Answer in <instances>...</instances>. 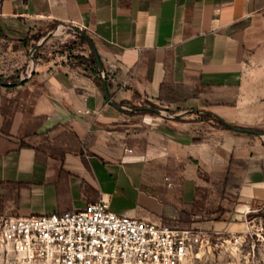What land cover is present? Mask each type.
<instances>
[{
	"label": "crops",
	"instance_id": "crops-1",
	"mask_svg": "<svg viewBox=\"0 0 264 264\" xmlns=\"http://www.w3.org/2000/svg\"><path fill=\"white\" fill-rule=\"evenodd\" d=\"M54 23L90 37L115 102L164 114L110 105L90 67L59 57L36 58L21 81L33 36ZM12 76L0 84V215L104 199L159 224L241 232L264 206V138L216 125L264 132V0H0V78Z\"/></svg>",
	"mask_w": 264,
	"mask_h": 264
},
{
	"label": "built area",
	"instance_id": "built-area-1",
	"mask_svg": "<svg viewBox=\"0 0 264 264\" xmlns=\"http://www.w3.org/2000/svg\"><path fill=\"white\" fill-rule=\"evenodd\" d=\"M241 238L227 229L182 228L119 214L100 199L68 212L0 215V263L207 264L214 245L238 243Z\"/></svg>",
	"mask_w": 264,
	"mask_h": 264
},
{
	"label": "rangeland",
	"instance_id": "rangeland-1",
	"mask_svg": "<svg viewBox=\"0 0 264 264\" xmlns=\"http://www.w3.org/2000/svg\"><path fill=\"white\" fill-rule=\"evenodd\" d=\"M78 35L81 34H79L77 30L74 31L68 28H60L55 35H52L47 42L35 51L33 60L36 62V58L38 57L43 59L59 57L61 60H66L73 65L79 64L82 65L83 68H86V66L90 67L89 62L84 58L90 56L91 45L82 42ZM29 53L30 52L27 49L23 56L24 61H21L20 63L25 71L30 69L29 62L32 64ZM83 64L85 65L83 66ZM6 78L7 77H3L1 79L5 80ZM16 79L18 78L16 77ZM216 125L220 126L218 123H216ZM28 198L29 197H25V207H41L38 198ZM117 203L125 205L123 204V201L121 203L118 201ZM218 207L221 206L215 205V209ZM219 210L220 209L215 210V218L224 219L218 214ZM35 213L53 212L45 210V212ZM248 219L247 222V219L244 217L241 222L245 223L243 231L249 230L250 232H234L235 234L242 236L238 243L233 242L231 244L223 245L219 243L218 246L214 245L213 251L209 254L207 264H264V206L251 211L248 214ZM210 224L211 223L204 224V222L198 220L195 225H204L205 227ZM215 241L217 242V240Z\"/></svg>",
	"mask_w": 264,
	"mask_h": 264
},
{
	"label": "water",
	"instance_id": "water-1",
	"mask_svg": "<svg viewBox=\"0 0 264 264\" xmlns=\"http://www.w3.org/2000/svg\"><path fill=\"white\" fill-rule=\"evenodd\" d=\"M60 28H68V29H72L74 31H76L75 28H73L72 26H69V25H57V27H55L54 29H52L51 31H49L48 34H46L44 37H42L30 50V59L32 61V64L30 69L26 71L25 74L22 75V80L21 81H24V79L30 77L35 69V61L33 60L34 58V53L35 51L41 47L45 42H47L51 37L52 35H55ZM77 32L81 35H83L84 37H86L91 44H93L92 40L90 39V37L82 30H77ZM93 50L95 52V55H96V60H97V64H98V69H99V72L102 76V80H103V86H104V91H105V95H106V99L108 101V103L120 110H124V111H137V110H153V111H156L158 113H161V114H164V110L160 109V108H151V107H138V108H133V107H127V106H124V105H121V104H118L117 102H115L110 94V91H109V87H108V83H107V78L105 76V70H104V66L101 62V58L100 56L98 55L97 53V50L93 47ZM0 84L2 85H6V86H12V85H15V83H12L10 81H2L0 80ZM184 113H179V114H172L173 116L177 117V116H180V115H183ZM224 125H226L227 127H229L231 130L233 131H236V132H240V133H249V134H254V135H257V136H260L262 138H264V132L261 131V130H258V129H253V128H243V127H239V126H235V125H232L226 121H221Z\"/></svg>",
	"mask_w": 264,
	"mask_h": 264
},
{
	"label": "trees",
	"instance_id": "trees-1",
	"mask_svg": "<svg viewBox=\"0 0 264 264\" xmlns=\"http://www.w3.org/2000/svg\"><path fill=\"white\" fill-rule=\"evenodd\" d=\"M57 25H58L57 23H54V24H52L49 28H47L46 30L41 31V32H38V34H36L35 36H33V37H34V40H35V41H39L42 37H44L46 34H48L49 31H51L52 29H54L55 27H57ZM78 37L82 40V42L91 45L90 42H89V40H88L86 37H84L83 35H78ZM84 59H86L87 62H89V66H90V68H91L93 74L95 75V79H96L97 83H98L99 86L103 89V81H102V77H101L100 72H99V69H98V64H97V60H96V55H95V52H94L92 46L90 47V56H89L88 58H84ZM0 80H2V79L0 78ZM2 81L16 82V81H18V79H16L15 76H12V77H10V78H6L5 80H2ZM150 105H151V107H153V108H158V106L155 105V104H150ZM218 124H219L222 128L230 130V128L227 127L226 125H224L222 122L218 121ZM185 220H186V217H185ZM191 223H192V220H190L189 223L186 221L185 224H184L182 227H187V226H189Z\"/></svg>",
	"mask_w": 264,
	"mask_h": 264
}]
</instances>
